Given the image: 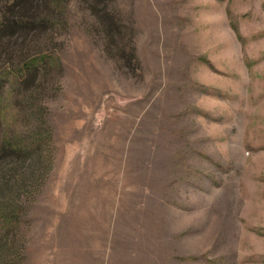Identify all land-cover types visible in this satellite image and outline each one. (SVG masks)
Returning <instances> with one entry per match:
<instances>
[{"label":"rangeland","instance_id":"1","mask_svg":"<svg viewBox=\"0 0 264 264\" xmlns=\"http://www.w3.org/2000/svg\"><path fill=\"white\" fill-rule=\"evenodd\" d=\"M16 1L0 264H264V0Z\"/></svg>","mask_w":264,"mask_h":264},{"label":"trees","instance_id":"2","mask_svg":"<svg viewBox=\"0 0 264 264\" xmlns=\"http://www.w3.org/2000/svg\"><path fill=\"white\" fill-rule=\"evenodd\" d=\"M15 3H17V1H16V0H15L14 4H15ZM26 3H27L26 1H24V3H22V5H23V6H22V7H23V9H25V8H24V5H25ZM17 5H18V8H20V7H21L20 3H19V4H16V5H14V7H15V6H17ZM25 6H26V5H25ZM28 7H29V6H28ZM28 7L25 9V11H26V10H28V11L30 10V9H28ZM8 26H9V25H8ZM27 26H31V25H30V24H27ZM26 28H28V27H26ZM111 31H112V30H111Z\"/></svg>","mask_w":264,"mask_h":264}]
</instances>
